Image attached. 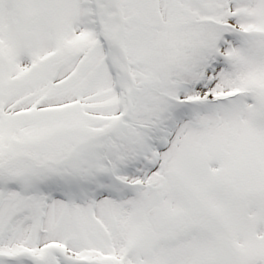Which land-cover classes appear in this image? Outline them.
<instances>
[{"label": "snow or ice", "instance_id": "1", "mask_svg": "<svg viewBox=\"0 0 264 264\" xmlns=\"http://www.w3.org/2000/svg\"><path fill=\"white\" fill-rule=\"evenodd\" d=\"M0 264H264V0H0Z\"/></svg>", "mask_w": 264, "mask_h": 264}]
</instances>
